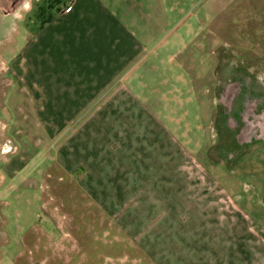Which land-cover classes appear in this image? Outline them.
<instances>
[{"label":"crops","instance_id":"0c3cea01","mask_svg":"<svg viewBox=\"0 0 264 264\" xmlns=\"http://www.w3.org/2000/svg\"><path fill=\"white\" fill-rule=\"evenodd\" d=\"M192 2L22 0L16 8L10 37L0 48V163L6 173L0 172V186L8 179L29 186L35 179L18 174L36 168L40 186L70 204V231L61 227L66 218L50 208V228L61 239L28 229L21 235L27 252L16 264H70L73 257L74 264H94L102 250L101 261L108 264L109 245L90 244L76 222L110 218L103 188H125L126 174L141 172L143 155H152L143 151L144 143H152L146 140L153 138L148 126L155 122L148 99L155 86L168 82L166 75L156 76L177 68L182 79L183 66L173 62L195 40L189 30L206 27V20L219 28L224 8L239 13L245 7L247 18L255 17V3L264 8V0H203L196 18ZM248 219L237 223L243 244L229 264H264V238ZM123 236L118 234L124 244L114 259L126 254Z\"/></svg>","mask_w":264,"mask_h":264},{"label":"rangeland","instance_id":"374dc122","mask_svg":"<svg viewBox=\"0 0 264 264\" xmlns=\"http://www.w3.org/2000/svg\"><path fill=\"white\" fill-rule=\"evenodd\" d=\"M192 1L190 15L198 18L203 0ZM21 2L0 0V48L13 23L4 10ZM255 4L253 18L245 7L239 13L228 7L219 28L206 20V27L189 30L195 40L173 62L183 66L182 79L177 68L156 76L166 75L168 82L155 86L148 99L155 122L143 151L152 155H143L141 172L126 174L125 188H103L110 218L76 222L90 244L102 241L112 256L124 244L118 234L125 235L126 254L108 257V264H229L242 241L235 230L244 216L264 238V8ZM30 170L18 174L35 179L29 186L10 179L0 186V264H16L27 252L21 235L28 229L61 239L50 228V208L66 218L61 227L70 231L69 201L44 190L42 173ZM64 241L69 248L72 240ZM78 255L85 257L81 249ZM105 255L100 251L94 264H107Z\"/></svg>","mask_w":264,"mask_h":264},{"label":"water","instance_id":"95a60500","mask_svg":"<svg viewBox=\"0 0 264 264\" xmlns=\"http://www.w3.org/2000/svg\"><path fill=\"white\" fill-rule=\"evenodd\" d=\"M21 4V3H20ZM20 4H17V5H12L11 8H9V11L6 12L4 9V15H9V14H13L16 10V8L20 5Z\"/></svg>","mask_w":264,"mask_h":264},{"label":"flooded vegetation","instance_id":"af4514ba","mask_svg":"<svg viewBox=\"0 0 264 264\" xmlns=\"http://www.w3.org/2000/svg\"><path fill=\"white\" fill-rule=\"evenodd\" d=\"M263 136H264V133H263Z\"/></svg>","mask_w":264,"mask_h":264}]
</instances>
